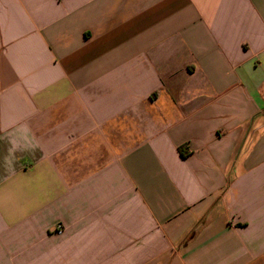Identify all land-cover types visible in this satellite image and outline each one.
<instances>
[{
  "label": "crops",
  "instance_id": "crops-1",
  "mask_svg": "<svg viewBox=\"0 0 264 264\" xmlns=\"http://www.w3.org/2000/svg\"><path fill=\"white\" fill-rule=\"evenodd\" d=\"M0 264H264V0H0Z\"/></svg>",
  "mask_w": 264,
  "mask_h": 264
},
{
  "label": "trees",
  "instance_id": "trees-1",
  "mask_svg": "<svg viewBox=\"0 0 264 264\" xmlns=\"http://www.w3.org/2000/svg\"><path fill=\"white\" fill-rule=\"evenodd\" d=\"M181 153H182V155H185V153L183 151Z\"/></svg>",
  "mask_w": 264,
  "mask_h": 264
}]
</instances>
